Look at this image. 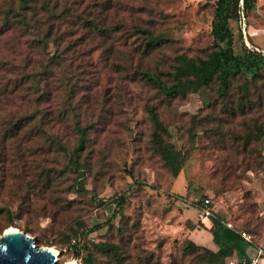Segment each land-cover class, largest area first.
<instances>
[{
	"label": "rangeland",
	"instance_id": "374dc122",
	"mask_svg": "<svg viewBox=\"0 0 264 264\" xmlns=\"http://www.w3.org/2000/svg\"><path fill=\"white\" fill-rule=\"evenodd\" d=\"M8 2L0 0V20ZM48 3L40 16L70 14L78 23L44 44L0 35V233L10 225L31 235L56 251L55 264H118L104 243L118 246L121 264H222L212 217L264 229V137L256 128L264 127V66L230 78L224 96L215 78L205 86L193 78L184 95L166 96L141 71L169 82L178 54L204 57L225 46L212 32L224 17L233 54L264 59V0L244 26L241 0L237 17L215 0ZM87 19L124 36L90 29ZM151 36L162 40L150 45ZM242 93L255 105L244 112ZM149 106L165 128L161 139L182 157L176 173L153 144ZM18 119L24 125L10 131Z\"/></svg>",
	"mask_w": 264,
	"mask_h": 264
},
{
	"label": "trees",
	"instance_id": "16d2710c",
	"mask_svg": "<svg viewBox=\"0 0 264 264\" xmlns=\"http://www.w3.org/2000/svg\"><path fill=\"white\" fill-rule=\"evenodd\" d=\"M237 1L238 0H215V9L218 8L220 11L225 9L224 12L231 10L237 17ZM48 4V0H9L7 5L3 4V6L6 5V7L1 10L0 35H4L7 31L16 32L19 36L31 34L33 36L32 40L35 44H44V38L59 30L60 26L64 27L63 30H65V32H69L71 28L70 24L74 22L78 23V21L73 18V15L70 14L57 19L40 16L39 14L41 12L44 13L48 9ZM73 5V2L69 1L64 6L68 9H73ZM254 7L255 0H241V11L244 21L248 10H252ZM62 13L63 12L60 9L58 17H60ZM84 21H88L86 23L90 29L104 30L109 33L119 30L122 32L120 35H122L124 31L118 26L106 29L102 28L104 25L101 26L100 24L99 27L98 19H93L91 21L87 19ZM43 23H45L46 26L41 34L42 37H36L41 31L40 28ZM133 27L135 28V31H140V28L136 27V25ZM212 32L217 40L225 41V46H217L211 49L204 57L191 58L183 53L178 54L176 56V64L173 67V71L169 73L171 78L169 82L162 81L159 77L150 74L147 70L141 71L142 76L166 96L184 95L189 91L190 83L193 78L198 80V85L200 86L208 85L209 82L215 78L217 80V91L220 95L224 96L226 95L229 79L233 78L240 71L247 70L250 76L259 75L258 69L261 65L264 66V59L260 58L255 52L250 51H246L241 57L233 54L229 42V28L225 17L212 24ZM123 36L124 35L121 37ZM161 40V36H151L147 42L150 45H155L161 42ZM26 42L27 41H24V43ZM253 106L255 105H252L249 97H247V95L244 96L242 93L239 101H237V108L241 112H244L245 109H250ZM148 114L153 125L152 141L155 145L156 151L159 153L163 164L167 166L172 173H176L181 166L182 157L179 151L175 150L170 143L164 142L161 139L160 134L165 132V128L159 120L153 106L148 107ZM22 120L23 119H18L10 122V131H15V129L17 130L24 125ZM256 128L259 131L258 135L264 137V127L259 123ZM211 222V239L218 246L217 251L221 256L225 257L222 264H224V262L232 255H246L245 249L250 242L244 240L236 231V229L241 228L236 225H234L235 229L225 227L218 216L212 217ZM250 229L251 231L248 233L253 235L252 241L254 242V235L261 229L253 226ZM101 246L103 249L111 251L118 264H121L122 259H125V257H121L117 245L104 243L101 244ZM205 251H207L208 254L212 253L208 249H205ZM204 254V252L201 253L202 258L206 256H204ZM72 256L77 257V252H72Z\"/></svg>",
	"mask_w": 264,
	"mask_h": 264
},
{
	"label": "water",
	"instance_id": "95a60500",
	"mask_svg": "<svg viewBox=\"0 0 264 264\" xmlns=\"http://www.w3.org/2000/svg\"><path fill=\"white\" fill-rule=\"evenodd\" d=\"M55 261L54 250L34 242L22 230L8 225L0 233V264H55Z\"/></svg>",
	"mask_w": 264,
	"mask_h": 264
},
{
	"label": "built area",
	"instance_id": "2783aa9c",
	"mask_svg": "<svg viewBox=\"0 0 264 264\" xmlns=\"http://www.w3.org/2000/svg\"><path fill=\"white\" fill-rule=\"evenodd\" d=\"M240 22L242 26L245 25L244 17L242 15L240 16ZM208 202H209L208 198H203V202H202L203 206L200 208V212H199L201 218L202 217L205 218L210 214V210L207 206ZM223 225L227 228L235 229L234 224H232L229 221L223 222ZM236 231L240 234V236L244 240L254 245L253 254L249 257L232 255L224 262V264H261V260L262 258H264V249L258 243H254L252 241V235L250 233L242 229H236Z\"/></svg>",
	"mask_w": 264,
	"mask_h": 264
},
{
	"label": "crops",
	"instance_id": "0c3cea01",
	"mask_svg": "<svg viewBox=\"0 0 264 264\" xmlns=\"http://www.w3.org/2000/svg\"><path fill=\"white\" fill-rule=\"evenodd\" d=\"M254 243H258L264 249V229L259 230L258 233L254 235ZM253 251H254V245L250 243L245 249L246 252L245 256L246 257L251 256L253 254ZM261 264H264V258H262Z\"/></svg>",
	"mask_w": 264,
	"mask_h": 264
},
{
	"label": "bare ground",
	"instance_id": "6f19581e",
	"mask_svg": "<svg viewBox=\"0 0 264 264\" xmlns=\"http://www.w3.org/2000/svg\"><path fill=\"white\" fill-rule=\"evenodd\" d=\"M51 249V248H50ZM53 250V249H52ZM54 253L56 254V251L54 250ZM67 263L69 264H78L75 260H70Z\"/></svg>",
	"mask_w": 264,
	"mask_h": 264
}]
</instances>
